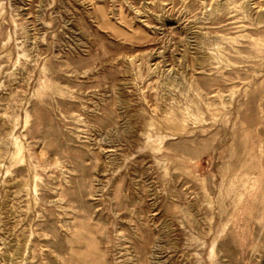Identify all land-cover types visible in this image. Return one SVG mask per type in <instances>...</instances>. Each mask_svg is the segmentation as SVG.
I'll return each instance as SVG.
<instances>
[{
    "label": "rangeland",
    "instance_id": "1",
    "mask_svg": "<svg viewBox=\"0 0 264 264\" xmlns=\"http://www.w3.org/2000/svg\"><path fill=\"white\" fill-rule=\"evenodd\" d=\"M0 264H264V0H0Z\"/></svg>",
    "mask_w": 264,
    "mask_h": 264
}]
</instances>
